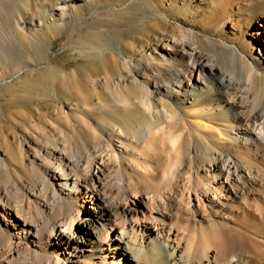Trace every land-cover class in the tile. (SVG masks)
<instances>
[{"label": "bare ground", "instance_id": "1", "mask_svg": "<svg viewBox=\"0 0 264 264\" xmlns=\"http://www.w3.org/2000/svg\"><path fill=\"white\" fill-rule=\"evenodd\" d=\"M159 1L169 26L147 49L64 82L84 106L1 119L0 264H264V0ZM25 2L0 0L3 52ZM97 106L143 122L110 125Z\"/></svg>", "mask_w": 264, "mask_h": 264}, {"label": "rangeland", "instance_id": "2", "mask_svg": "<svg viewBox=\"0 0 264 264\" xmlns=\"http://www.w3.org/2000/svg\"><path fill=\"white\" fill-rule=\"evenodd\" d=\"M58 1L27 0L23 11L16 9L10 19L6 30L12 41L6 45V52L0 49V109H3L0 130L8 125L1 119L9 120L15 110H26L25 122H30L38 111H47L61 100H79L80 106H84L88 98H81L83 96L76 90H66V80L77 78L83 83L87 71L94 76L103 75L107 68L117 72L114 59H120L121 55L136 56L138 47L144 45L147 49L150 39L169 26L164 17L168 13L159 0L78 2L69 6V15L60 23L55 21L58 18L51 12ZM178 12L183 13L175 9L172 14L178 16ZM36 18L42 20V26L31 30L30 20ZM195 20L202 27L211 21L208 17ZM17 24L21 30L16 29ZM200 36L206 38L203 33ZM205 46L208 48V43ZM29 62L35 67L22 70ZM158 74L162 75L163 71ZM91 111L110 125L135 126L143 122L142 116L134 109L97 106ZM167 123L174 125V122ZM172 125H168V129ZM164 128L172 131L173 126L169 130ZM173 129L172 134L169 131L170 135L178 131Z\"/></svg>", "mask_w": 264, "mask_h": 264}]
</instances>
